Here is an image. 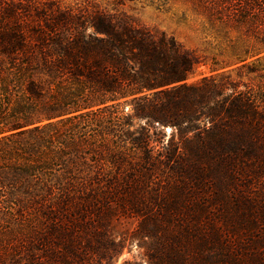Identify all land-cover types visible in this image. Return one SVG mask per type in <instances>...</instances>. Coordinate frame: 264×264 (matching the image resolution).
I'll list each match as a JSON object with an SVG mask.
<instances>
[{
  "label": "trees",
  "instance_id": "obj_1",
  "mask_svg": "<svg viewBox=\"0 0 264 264\" xmlns=\"http://www.w3.org/2000/svg\"><path fill=\"white\" fill-rule=\"evenodd\" d=\"M221 2L239 62L263 54L264 0ZM198 63L123 11L0 0L6 264H86L120 218L154 264H264V93Z\"/></svg>",
  "mask_w": 264,
  "mask_h": 264
},
{
  "label": "rangeland",
  "instance_id": "obj_2",
  "mask_svg": "<svg viewBox=\"0 0 264 264\" xmlns=\"http://www.w3.org/2000/svg\"><path fill=\"white\" fill-rule=\"evenodd\" d=\"M21 2L27 0H5ZM59 8L92 7L108 11H123L132 16L142 26L172 36L199 63L188 75L186 82L195 83L210 74H219L232 82L251 86L255 91L264 93V53L246 58L239 62L241 55L235 47L239 32L234 30V22L228 28L223 26V4L221 0H30ZM236 3L231 2L227 11L232 14ZM232 17V15H231ZM230 17V18H231ZM252 42V39H250ZM215 69V72H211ZM128 106L125 109L128 111ZM144 120L133 122L137 128ZM161 131L167 139L171 133L169 126ZM138 219L120 218L112 223L111 238L120 242V246L110 248L103 255H88L86 264H154L153 256L157 252V242L153 238L141 237L135 232ZM0 225V264H6L5 252L12 247L6 241L12 236ZM5 247V248H4ZM11 264V263H10Z\"/></svg>",
  "mask_w": 264,
  "mask_h": 264
},
{
  "label": "water",
  "instance_id": "obj_3",
  "mask_svg": "<svg viewBox=\"0 0 264 264\" xmlns=\"http://www.w3.org/2000/svg\"><path fill=\"white\" fill-rule=\"evenodd\" d=\"M163 129L165 128V127H162Z\"/></svg>",
  "mask_w": 264,
  "mask_h": 264
}]
</instances>
